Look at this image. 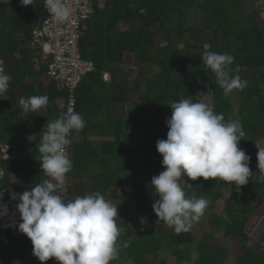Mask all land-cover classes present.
I'll use <instances>...</instances> for the list:
<instances>
[{
	"label": "trees",
	"instance_id": "obj_1",
	"mask_svg": "<svg viewBox=\"0 0 264 264\" xmlns=\"http://www.w3.org/2000/svg\"><path fill=\"white\" fill-rule=\"evenodd\" d=\"M106 2L101 9L95 0L94 14L80 41L82 58L93 62L95 70L84 77L76 93L75 112L83 116L86 126L71 132L77 140L71 150L74 158L67 174V199L88 194V187L106 199L110 195L121 201L115 218L121 233L119 256L111 264H153L157 255L161 264H171L168 255L177 264H227L229 255L213 233L196 240L190 230L176 234L167 224L156 223L158 217L152 206L158 194L150 181L153 171L160 174L165 170L156 144L167 138L166 120L172 114L169 105L188 97L202 101V90L209 91L211 107L226 121H241L246 135L239 147L251 157V171L259 174L255 145L264 140V0ZM194 9L201 13V27L187 22L188 12ZM46 17L44 0H32L29 6L22 5L21 0L0 3V58L5 73L13 77L9 89L0 95V143L9 145L8 159L0 161V186L8 196L21 194L47 179L36 159V147L48 119L66 112L67 101L59 93L58 84L51 81L46 85L42 80L47 67L40 72L33 68L32 59L39 57L38 50L32 48L34 31ZM205 45L209 51L234 57L230 67L233 74L239 67L238 74L247 81L243 91L224 95L215 83L214 72L203 64ZM119 55H131L142 66L158 70L139 80L142 83L137 88L143 85L145 92L137 119L132 117L131 107L126 118L117 114L118 106L132 104L135 91L129 84L131 73L121 66ZM32 74L33 85L27 87L24 78ZM105 74L111 75L110 83L104 80ZM33 95H47V107L22 114L20 98ZM182 179L192 184L185 185L186 195L209 197V209L229 194L225 214H214L210 225L225 240L237 238L242 255L234 264H264V257L251 256L252 239L246 232L250 220L264 205V184L250 178L238 191L234 183L212 178ZM134 204L140 214L133 213ZM140 216L147 217L148 225L139 222ZM7 237V245H0V264H41L33 255L28 236L9 233ZM124 243L128 247H123ZM45 264H56V259Z\"/></svg>",
	"mask_w": 264,
	"mask_h": 264
},
{
	"label": "clouds",
	"instance_id": "obj_2",
	"mask_svg": "<svg viewBox=\"0 0 264 264\" xmlns=\"http://www.w3.org/2000/svg\"><path fill=\"white\" fill-rule=\"evenodd\" d=\"M31 3L32 0H21L24 6ZM44 3L54 19L64 21L69 17L70 9L64 0H44ZM207 49L205 45L201 56L203 64L214 72L215 83L223 89L224 95L243 91L247 81L238 74L239 67L233 74L230 66L234 57ZM108 75H104L105 81ZM12 79L0 66V95L9 89ZM48 102L47 95H33L20 98L19 105L22 114L27 115L46 108ZM169 106L172 114L166 120L167 138L159 139L156 144L165 170L153 176L150 185L158 194L152 206L158 217L156 223L163 222L180 234L189 231L208 206L205 198L186 195L185 185L191 187L192 184L182 177L193 181L203 177L204 180L212 178L230 185L234 183L238 191L250 178L264 184V148L257 145L259 174H255L249 167L251 157L239 147L246 135L240 120L226 121L225 116L215 112L209 104L194 102L191 97ZM85 126L83 116L71 106L58 118L48 119L36 147L39 153L36 159L48 178L13 196H8L0 186V203L18 210V226L4 229L1 225L2 231L14 235L19 230L26 234L32 241L33 255L41 264L51 258L59 264H111L119 256L121 233L115 219L118 208L99 191L70 199L64 194L67 174L73 167L67 150L71 144L69 136ZM28 139L34 140L33 136ZM8 148L7 143H0V161L8 159ZM6 197L10 199L4 202ZM15 200L20 202L15 204ZM145 222L142 218L141 223ZM123 247L128 244L124 243Z\"/></svg>",
	"mask_w": 264,
	"mask_h": 264
},
{
	"label": "built area",
	"instance_id": "obj_3",
	"mask_svg": "<svg viewBox=\"0 0 264 264\" xmlns=\"http://www.w3.org/2000/svg\"><path fill=\"white\" fill-rule=\"evenodd\" d=\"M94 2L95 0H64L70 9V15L64 21L54 19L46 8L47 17L34 31L32 48L38 50V54L40 53L45 63L44 66L47 67L46 77L50 82L58 84L59 93L67 101L66 106L64 105L66 111L69 106L75 111L77 90L84 77L95 70L94 63L84 60L80 50V41L86 30V23L95 11ZM37 62L36 69L40 71L42 65L39 60ZM0 66L4 68L2 61H0ZM108 78L109 76L106 79ZM69 138L71 144L67 150L72 160L74 154L71 150L77 137H73L70 133ZM45 177L48 178L46 175ZM64 194L68 195L67 178Z\"/></svg>",
	"mask_w": 264,
	"mask_h": 264
},
{
	"label": "rangeland",
	"instance_id": "obj_4",
	"mask_svg": "<svg viewBox=\"0 0 264 264\" xmlns=\"http://www.w3.org/2000/svg\"><path fill=\"white\" fill-rule=\"evenodd\" d=\"M97 1H98L99 8L102 9L106 6V3H107L106 0H97ZM260 5L261 3L258 4V6ZM187 22L189 25L201 27L202 17H201L200 11L198 9L189 11L187 14ZM202 49H205V46H203ZM118 58L123 60V63L121 66L126 70V72L131 73L130 78H129V84L135 87L134 89L135 91L133 92V95H132V98H133L132 104L118 106L117 114L120 117L126 118L128 108L131 107L132 117L134 119L140 118L141 111L143 109V97H144L145 87L142 85L140 88H137V85L138 84L140 85L142 83V81H139L142 78V75L144 77L145 76L150 77L151 75L156 74L158 70L151 66H146V67L142 66L140 63L135 62L131 55H122V56L119 55ZM108 76H109V79L106 82L110 83L112 78H111V75H108ZM108 76H105V77L107 78ZM44 78H45L44 79L45 83L48 84L50 80L46 76ZM27 79L28 81L32 80L31 78H27ZM200 98L202 99V102H205L209 104L210 106H212V102H211V98H210V94L208 90H202L200 92ZM236 108L237 106L235 107V109ZM97 139L98 138H95V140ZM257 145L260 148H264V140L259 141L255 145L256 149H258ZM93 172H97V170L94 169ZM152 174L153 176L159 175L157 171H153ZM85 182H86V185H90L87 179H85ZM69 186H70V183H69ZM86 188L88 190V194L94 192L93 190L91 191L90 188L88 187ZM119 189L122 190V187H119ZM228 196L229 194L226 193L225 198L217 202L214 209H209L211 200L209 199V197L205 196L204 198L208 201V206L203 216H201L200 220L197 222H193V225L190 231L194 239L196 240L203 239L207 233H213L215 235V238L217 239V242L225 249L226 253L229 255L227 264H234L235 259L238 256L242 255V247L239 244L237 238L231 237L230 239L225 240L224 238H222L220 233H217L214 226L210 225V221H212L214 214H218V215L225 214L226 212L225 199L228 198ZM7 199L8 197H6V200ZM107 200L111 201V203L117 208L119 207L118 203L119 204L121 203V201L113 199L110 195L107 196ZM133 213L135 215L140 214V210L135 204L133 205ZM142 218L146 221L145 223H143V225H148V220L146 216L138 217L139 222L141 223ZM5 222H1L0 226L4 225ZM8 224H10L8 227H12L13 229L16 228V225H17L15 224L13 226L11 222ZM246 232L252 239L249 245L252 248L251 256L254 258H258V259L264 257V205L254 215V217H252V219L250 220L247 226ZM9 233L10 232L2 231V227H0V245L2 246L7 245L8 243L7 234ZM13 234H14L13 236H20V237L24 235L27 236L26 234L21 233L19 230L17 232H14ZM194 252H196V250ZM168 256H169L168 260L171 264H177L176 259L172 255H168ZM22 264H28V262H24ZM56 264H59L57 260H56ZM153 264H161L160 255L156 256V258L153 261Z\"/></svg>",
	"mask_w": 264,
	"mask_h": 264
},
{
	"label": "bare ground",
	"instance_id": "obj_5",
	"mask_svg": "<svg viewBox=\"0 0 264 264\" xmlns=\"http://www.w3.org/2000/svg\"><path fill=\"white\" fill-rule=\"evenodd\" d=\"M4 206L7 207L6 213L4 212ZM14 210H17V209L13 208L12 206H7V204L0 203V222H5V220L8 219V221H6L4 223V229L8 228V226H5V225L10 223V222L12 223L13 226L15 224H17L18 216L13 214ZM1 217H3V218H1ZM8 225H10V224H8ZM9 228H12V227H9Z\"/></svg>",
	"mask_w": 264,
	"mask_h": 264
},
{
	"label": "crops",
	"instance_id": "obj_6",
	"mask_svg": "<svg viewBox=\"0 0 264 264\" xmlns=\"http://www.w3.org/2000/svg\"><path fill=\"white\" fill-rule=\"evenodd\" d=\"M39 55V57H37V58H35L34 60L32 59V62L34 63V70L36 71V72H40V71H38L37 69H36V65H38V62H37V60H39L40 62V65H42L41 66V68L44 66V64L45 63H43V61H42V57L40 56V53L38 54ZM0 61H2L3 62V64H4V60L2 59V58H0ZM46 76V73L45 74H43L42 75V80H43V82H44V84H46L45 83V77ZM27 78H31L32 80H30V81H28V79ZM33 80H34V74H32V75H30V76H27V77H25L24 78V84L27 86V87H31L32 85H33ZM32 81V82H31ZM50 83V82H49ZM48 83V84H49ZM48 84H46V85H48ZM92 140H95V138H91Z\"/></svg>",
	"mask_w": 264,
	"mask_h": 264
},
{
	"label": "flooded vegetation",
	"instance_id": "obj_7",
	"mask_svg": "<svg viewBox=\"0 0 264 264\" xmlns=\"http://www.w3.org/2000/svg\"><path fill=\"white\" fill-rule=\"evenodd\" d=\"M9 199H10V197H8V200H9ZM6 201H7V200L5 199L4 202H6ZM17 213H18V210H16V212L13 211V214L18 216ZM19 215H20V214H19Z\"/></svg>",
	"mask_w": 264,
	"mask_h": 264
},
{
	"label": "water",
	"instance_id": "obj_8",
	"mask_svg": "<svg viewBox=\"0 0 264 264\" xmlns=\"http://www.w3.org/2000/svg\"><path fill=\"white\" fill-rule=\"evenodd\" d=\"M8 150H9V148H8ZM7 150V151H8ZM0 170H2V169H0ZM3 171V170H2ZM20 201L19 200H15V204H18Z\"/></svg>",
	"mask_w": 264,
	"mask_h": 264
}]
</instances>
